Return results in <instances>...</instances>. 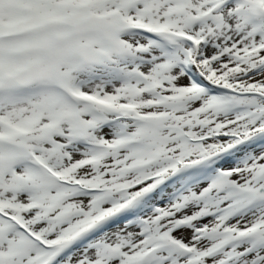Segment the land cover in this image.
<instances>
[{
  "label": "snow or ice",
  "instance_id": "obj_1",
  "mask_svg": "<svg viewBox=\"0 0 264 264\" xmlns=\"http://www.w3.org/2000/svg\"><path fill=\"white\" fill-rule=\"evenodd\" d=\"M0 264H264V0H0Z\"/></svg>",
  "mask_w": 264,
  "mask_h": 264
}]
</instances>
